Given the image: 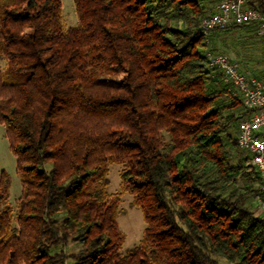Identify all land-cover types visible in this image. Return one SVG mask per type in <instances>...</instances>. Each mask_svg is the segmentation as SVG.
<instances>
[{
    "label": "trees",
    "instance_id": "1",
    "mask_svg": "<svg viewBox=\"0 0 264 264\" xmlns=\"http://www.w3.org/2000/svg\"><path fill=\"white\" fill-rule=\"evenodd\" d=\"M202 1L73 0L64 27L61 0H0V124L22 186L13 216L0 172V264H264L260 189L236 185L260 181L232 135L249 112L207 68ZM109 164L145 223L123 253Z\"/></svg>",
    "mask_w": 264,
    "mask_h": 264
},
{
    "label": "built area",
    "instance_id": "2",
    "mask_svg": "<svg viewBox=\"0 0 264 264\" xmlns=\"http://www.w3.org/2000/svg\"><path fill=\"white\" fill-rule=\"evenodd\" d=\"M249 0H222L215 12L202 16L198 27L204 37L229 26H252L254 34L264 43V16L248 6ZM207 68L221 73V80L227 90L239 95L248 116L239 120L236 135L238 149L250 156L249 164L261 182L260 191L255 195L264 210V79L242 70L238 61L212 51L205 52Z\"/></svg>",
    "mask_w": 264,
    "mask_h": 264
},
{
    "label": "rangeland",
    "instance_id": "3",
    "mask_svg": "<svg viewBox=\"0 0 264 264\" xmlns=\"http://www.w3.org/2000/svg\"><path fill=\"white\" fill-rule=\"evenodd\" d=\"M208 13L210 12H206L205 15ZM61 16L64 27H71L76 24L77 17L75 14L73 0H61ZM215 33L216 32L213 31L205 36V42L210 47L213 44L211 37L213 35H216ZM220 35L221 33H219V36L217 34L218 37H220ZM219 39L222 40L223 38L220 37ZM256 41L257 43L255 47L258 49V51L263 50L261 48L262 45L259 40ZM213 46V49H218V51H221V49H219V46L216 43H214ZM4 68V61L0 60V70H3ZM230 91L233 92L232 90ZM123 167L124 166L121 164H109L107 174L109 180L107 192L111 198H115L117 200L116 223L118 230L124 234V242L121 248L122 253L126 249L133 247L139 243L142 237L143 230L145 228V223L143 221L140 209L132 206L131 204L132 195L127 191H122L121 189L120 173ZM48 168L49 166H46V169ZM1 171H5L10 179V186L8 189V197L6 204L11 207L12 215L14 216L18 210V203L22 194V186L19 175L16 170V158L9 149L8 141L5 136V128L2 124H0V172ZM250 171L251 169L249 168L244 171L243 174H247ZM236 185L244 187L248 190H255L257 188H261L260 181L254 175L237 177ZM257 193L258 192H255L251 196L249 204L255 212L261 213V215L264 216V210L263 208H261L258 199L255 197ZM70 249L74 250V246L69 245L67 251ZM216 260L218 264H233L227 262L224 258H216Z\"/></svg>",
    "mask_w": 264,
    "mask_h": 264
},
{
    "label": "crops",
    "instance_id": "4",
    "mask_svg": "<svg viewBox=\"0 0 264 264\" xmlns=\"http://www.w3.org/2000/svg\"><path fill=\"white\" fill-rule=\"evenodd\" d=\"M221 0H203L201 6H205L206 12H215L218 3ZM211 38L215 39V43L219 46L221 51L216 50L218 53H222L231 59L238 61L242 70H248L253 75L258 76L260 79H264V43L254 34L252 26H243L238 28H230L221 34L220 37ZM261 43L263 50L258 51L255 47L257 41ZM238 97L239 95L235 93ZM243 113V109L240 110ZM240 111H238L239 114ZM249 115V114H248ZM246 115V116H248ZM232 135H237V125L232 129Z\"/></svg>",
    "mask_w": 264,
    "mask_h": 264
}]
</instances>
